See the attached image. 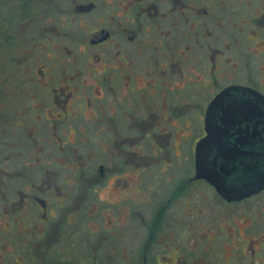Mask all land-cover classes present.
Here are the masks:
<instances>
[{
  "label": "flooded vegetation",
  "instance_id": "flooded-vegetation-1",
  "mask_svg": "<svg viewBox=\"0 0 264 264\" xmlns=\"http://www.w3.org/2000/svg\"><path fill=\"white\" fill-rule=\"evenodd\" d=\"M55 1L21 0L20 23L0 14V264H214L227 235L238 241L232 264H264V219L233 224L235 234L231 225L200 227L191 201L203 182L221 207L206 200L202 216L224 218L221 202L253 206L264 192L227 201L194 177L207 108L225 88L226 102L251 100L259 112L222 139L246 152L230 162L264 164V0ZM189 127L198 134L187 146L189 168L162 177L178 181L158 198L157 176L180 156L173 136L186 130L183 152Z\"/></svg>",
  "mask_w": 264,
  "mask_h": 264
},
{
  "label": "water",
  "instance_id": "water-1",
  "mask_svg": "<svg viewBox=\"0 0 264 264\" xmlns=\"http://www.w3.org/2000/svg\"><path fill=\"white\" fill-rule=\"evenodd\" d=\"M229 89L230 88L223 89L221 93H218L210 102L204 121L205 135L196 143L194 152V177L206 179L219 193V195L227 201L231 199H238L264 188V164L261 166L260 164H253L250 162L244 163L242 162L243 160H240V164L238 163L237 165L231 163L230 160L233 161V158L230 159L232 157L231 154L236 155L237 152L244 155L246 152L243 149H236L234 152L230 150V146L223 143L222 139L227 136V131L242 130L243 128H241L242 126L240 125L248 116L249 120L252 121L259 115L257 106H253L252 103L254 102L251 100L246 99L244 102L241 101L242 103L238 101H234L232 103L226 102V97L230 95ZM241 91L245 92L248 90L246 89ZM252 93L255 97L259 96L255 92ZM224 96L225 99H223ZM259 98L261 99L263 105L264 100H262L260 96ZM221 101H224L228 105L223 106L222 109H218L215 113H213V106L219 104ZM237 103H240L238 107L236 105ZM243 104L251 105L253 108L248 107V112L244 113L245 108L243 107ZM238 111L240 113H238ZM237 115L238 117L240 116V118H238ZM257 124L258 119L254 120L251 124L252 129H256L257 127L255 126ZM248 127L249 123H246L245 128ZM245 128L243 130H245ZM216 138L220 139V145L223 148H220V153L218 147L215 146L216 143L214 140ZM214 152L215 154L213 155ZM217 152L220 157L224 158V160L220 159L219 164L216 163V156H218ZM252 153L255 154L253 151ZM208 156L212 158L210 159ZM237 168L241 169L240 172H242V174H240L242 177L237 180V182L231 183V181L227 180L226 176L236 171Z\"/></svg>",
  "mask_w": 264,
  "mask_h": 264
},
{
  "label": "rangeland",
  "instance_id": "rangeland-1",
  "mask_svg": "<svg viewBox=\"0 0 264 264\" xmlns=\"http://www.w3.org/2000/svg\"><path fill=\"white\" fill-rule=\"evenodd\" d=\"M51 1L52 0H40L39 7L40 8H46L50 4ZM56 1H59V0H56ZM61 1H62V4H67L68 5L70 3V0H64V1L61 0ZM20 2H21V0H0V14L4 15L7 12H8L7 14L11 13V16H14L12 18L16 17L15 21H17V23L22 22L24 18L23 17L17 18L18 16L15 15L16 12L18 11L17 9L20 7V5H19ZM0 18H2V17H0ZM1 20H4V18H2ZM16 28H17V26H16ZM210 92H211V90H206V95L205 96L209 97L211 95ZM204 102H205V100H202V103H204ZM189 128H190V130L188 132V135H189V137H191V139L184 143V148L185 149H184L183 152L182 151L180 152V144L177 143V141H179L180 137L185 136V135H182V136H180V135H181V133H184L186 130L181 129V133H179L178 135L176 134V135L173 136L175 138V140H176V142L174 143L176 153H179L180 156L175 157V156L172 155L170 157L169 163H170L171 166L173 165L172 169L176 170V171H173V170L171 171V170H169L167 168L166 171L160 173L157 176V178L160 179L159 181H161L162 177H165V176L169 177V176H172L173 174L174 175H176V174L182 175L183 173H181L182 172L181 170H188L189 164H190V158H189V155H188V150H187L188 147L187 146L190 143V141H193L192 138H194V135H198V134H194V133L191 134L190 131H191L192 127H189ZM12 141H14V138H12L11 135L9 137H5V145H6V147L9 148V145H7V144H9ZM176 158H178L177 161H176ZM157 168L162 171V169L165 168V165H163L162 162L161 163L159 162V164L156 166V169ZM163 181L160 182L159 188L155 190L156 197H158V198L161 195H163V197H164L165 191L166 190H170L169 188L173 187L175 185V183L178 181V179L177 178H173V179H170V181H168V182L163 179ZM145 182L147 183V181H145ZM145 182H143V184H144V186H146V189H147L148 185H151L152 183H147L146 184ZM201 183L202 184L199 183V184L196 185L197 188L196 187L192 188V190H193L192 196H195V197H193V199L191 201L193 203V212L195 213L194 215L196 216V219H195L196 226L207 227V226H217L218 224L227 225V226L231 225L232 228L229 229L228 233L229 234L230 233H234L235 234V233H239L240 231L238 232L236 230L238 227L234 228L233 224H238V225L239 224H243V223L250 224V222H255V221L259 222V221H261V219H264V192L260 193L257 196L251 197V199L254 198V201H255L253 206L252 205H246V203H247L246 201L239 202L238 204H232V205H230V204L226 205V204H224L223 202L220 201L222 203V205H223L222 207H224L225 210H227V214H226V216L224 218H221V215H220L219 212H217V215L215 217H213L210 213H208V214L205 213L204 216H202V212L200 211L199 208L201 206H204V202L206 200H208L207 207L210 210H212V209L213 210H217L221 206L218 207L219 202H217V198L215 197V193L213 192V190L210 189L203 182H201ZM163 192H164V194H163ZM149 195H150V199H151L153 193L151 194L150 190H149ZM184 196H185V194L181 195L179 198L180 199L184 198ZM142 197L146 198V194L141 195V196H136L135 195V197L133 199H131V200L129 199L127 202H131L132 200H137L138 198L142 199ZM165 197H167V196H165ZM160 198H162V197H160ZM180 202L181 201H178L176 206H177V210L182 212L181 209L183 207V204L179 205ZM97 204L98 205H103L104 202H98ZM95 205H96V202H95ZM184 211H187V205H185ZM30 213H31V211H28L25 214H30ZM182 213H184V212H182ZM187 213H189V212H187ZM23 214H24V212L22 213V215ZM18 219H19L18 225L21 226L23 219L22 218H18ZM36 221H38V219ZM109 223L111 224V221ZM109 223L104 222L105 225L109 224ZM1 226H2V224L0 222V228H1ZM12 226H13V224H12V222H10V227L14 229L15 226L14 227H12ZM33 227H34V229L39 228V226L37 224H34ZM241 227L242 226H240V228H239L240 230H242ZM213 229H214V227L211 228L210 230H213ZM249 232H250V230L244 229V230H242L241 233L245 234V236H246ZM241 233H240V235H242ZM197 235H198L197 236L198 238H202V237H200L201 233H198ZM209 235H213L214 236V232H210ZM40 236H42V234H40ZM64 237H67V235H64ZM236 238H237L236 236H229V235H227L225 237V240H229L230 241V242H228L229 246L225 250V254H224V251H223L222 253H220L218 255V257L214 256L215 257L213 259V263L214 264H219L218 263L219 262L218 258H220L221 256H222V260H223V262L225 264V262H226L225 257H227V255L231 252V243L232 244H238V241H237ZM18 249L19 248H17L16 251H18ZM38 250H39V252L43 251L39 247H38ZM245 251L249 252L248 249H247V246H245ZM262 252H264V250H262ZM233 254H234V252H231V255H230V258L232 260L231 264L233 263V260H235ZM227 264H229V263H227Z\"/></svg>",
  "mask_w": 264,
  "mask_h": 264
}]
</instances>
